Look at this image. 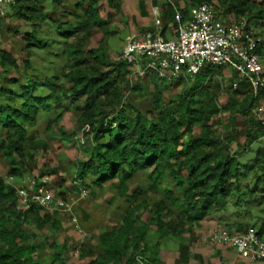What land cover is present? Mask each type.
Masks as SVG:
<instances>
[{"label": "trees", "instance_id": "1", "mask_svg": "<svg viewBox=\"0 0 264 264\" xmlns=\"http://www.w3.org/2000/svg\"><path fill=\"white\" fill-rule=\"evenodd\" d=\"M49 1L13 0L10 5L11 15L31 28L22 37L27 52L22 61L25 70L32 69V48L44 51L54 45L49 35L41 37L36 28L51 17L57 18L52 22L64 60L55 75L43 81L30 79L20 87V95H8L10 102L20 99L18 107L0 104V156L6 159L5 174L0 176V264H69L68 254L72 251L86 261L83 264H159V241L151 245V227L159 240L167 236L186 240L178 250L179 264H187L190 258L198 264H211L191 252L187 239L192 230L215 214L234 210L230 216L237 217L238 209L245 206H240L242 197L253 194L245 192L251 174H255L254 191L260 194L254 202L259 206L264 203V145L251 163H241L252 145L264 137V112L261 117L257 115L264 108V85L254 92L232 70L230 77L224 79L222 67H207L191 78H159L153 73L130 77L127 64L107 61L105 37L112 33L107 20L99 14L97 0H70L73 12L66 5L68 0ZM105 1L118 9L117 0ZM200 4H211L226 25L244 17L247 29L253 31L250 24L264 27V0L260 6L251 0H184L183 6L176 8L186 20L190 10ZM139 8L141 15L147 17L142 2ZM174 9L171 0H167L160 10L164 38L166 31L174 34L176 29ZM59 17L67 18L60 21ZM151 30L152 26L140 32ZM95 31L103 36L96 47H91ZM53 57L56 59L57 55ZM18 68L16 58L0 49V69L8 73ZM174 80L184 81V86L165 102L164 93L171 92ZM128 92L133 101L127 98ZM222 95L226 101L221 107L218 100ZM146 97L150 110L143 113L138 105ZM69 103L75 105L77 122L91 143L85 158L75 163L76 186L88 190L91 200L95 190L112 187L127 204L119 222L101 232L95 245L80 251L66 242L57 244L43 237L45 230L53 235L61 230L59 212L31 201L20 207L17 189L7 181L21 180L20 162L26 158L33 161L36 152L49 149L44 135L29 131L36 125L42 107L55 104L57 114L48 122L57 125L63 114L71 112ZM238 119L244 121L242 127L237 126ZM58 135L63 138L66 133L59 128ZM146 172L147 189H131L129 183L135 176ZM38 183L34 182L36 191L44 186ZM60 196L64 198L63 194ZM147 197L157 202L149 205ZM222 224L228 226L227 231L239 234L252 228L236 219ZM256 233L264 241L262 226Z\"/></svg>", "mask_w": 264, "mask_h": 264}, {"label": "rangeland", "instance_id": "2", "mask_svg": "<svg viewBox=\"0 0 264 264\" xmlns=\"http://www.w3.org/2000/svg\"><path fill=\"white\" fill-rule=\"evenodd\" d=\"M166 1L167 0H117L116 5L118 9H115L110 7L105 0H97L99 14L102 19L107 20L108 31L112 33L110 36L108 34V36L105 37L106 58L108 62L111 63L118 60L128 37L133 34L141 33V29L150 28L152 26V9L158 8L161 10L163 3ZM251 1L257 6L263 3V0ZM49 2L46 3L48 12L51 11ZM140 2L143 3L144 10L148 13L147 17L141 15V10L139 8ZM183 3L184 0H171V4L175 9H177L176 7L181 8ZM66 5L70 6L68 8L72 12L75 11L73 7L71 8L70 0L67 1ZM68 8H64V10L70 11ZM77 12L78 11H76V13ZM14 17L11 15L9 7L4 17L1 19L0 49L16 58L19 68L18 70H9L8 73H4L0 69V104L18 107L20 99H17L15 103L10 102L7 100L8 95H10V93L20 95V87L25 86L30 79L43 81L47 77L55 75L61 68L64 59L61 51L62 46L58 44L60 43V39L56 34L52 22V19L57 18L51 17L52 19H49L48 22L40 24V26L36 28L39 29V35L41 37L42 34H44V36L49 35V41L53 40L51 43L54 45L44 51H36L32 48V54L29 59V64L32 69L25 70L22 61L26 58L27 52L26 49H24L22 37L23 33H29L31 28ZM60 18V21H64L67 17H59V19ZM159 18L162 19L161 15ZM250 27L254 28L252 34L264 40V27L256 28L253 24H250ZM102 36L103 34L100 31H95L90 46L96 47L102 39ZM55 54L57 55L56 59L53 57ZM262 67L264 72V61L262 62ZM230 75V70H223L224 79L229 78ZM262 77L264 79V76ZM12 81H15V83H11ZM147 82V80L144 81V83ZM171 83V92L164 93L165 102L169 101L171 95L179 93L184 86V81L174 80ZM188 85H190V83ZM44 94H47V92ZM127 98L133 101V97L129 92L127 93ZM225 101V95H222L218 103L222 107ZM149 103V98L146 97L143 103L138 105L139 110L143 113L149 111ZM79 105L80 104H78V107ZM69 106L72 108L71 112L63 114L61 122L57 125L54 123L49 124L48 122L57 114V111H55V104H47L42 107L38 114L36 125L29 131L33 135H44L49 149L45 152H36L33 161L26 158L20 162L23 169L21 180L7 178V181L9 184L14 185L17 191L23 190L27 194L36 192L33 188L36 180L39 181L38 184L44 185L43 189L52 195L54 199L53 203H56V205L61 204L53 209L59 212L62 228L55 235L45 230L42 233L43 237L47 236L49 241L55 240L54 242L57 244L66 242L69 245L76 246L78 251H80L83 248L95 245L97 236L101 232L108 230L114 224L118 223L127 204L116 195V190L112 187L106 186L102 190H95V198L91 200L87 194L88 190L83 191V189L78 188L79 186H76L77 183L74 182L75 163L85 158V150L91 147V143L89 137L83 133L81 126L77 122V112L75 113L73 111L76 109L75 105L69 103ZM216 120L220 121L219 118ZM222 120V122L226 121L225 115L222 116ZM243 125L244 121L238 119L237 126L242 127ZM59 128H62L66 133L64 137H70V140H66L64 137L61 138L58 135ZM239 142L242 143L240 139ZM263 145L264 137L259 142L252 145L250 151L241 160V163H251L257 150ZM232 147L234 149V144ZM5 171L6 159L0 156V176H4ZM246 182L245 192L253 191V194L248 197L244 196L240 200L242 202L240 206H245L238 209V218L235 214L230 216L234 210L229 214H215L210 220H206L205 224H203V228H201V226L198 228L196 227L189 234L187 240L189 241L191 252L202 257L204 263L232 264L231 262L238 261L239 256L232 248L227 247L226 252L222 249H217L216 244H211L206 240L207 235L212 232L227 230L228 226L222 224L224 222H232L236 219L254 228L256 231L262 226V237L264 239V203L259 206L254 202L255 198L260 195L259 192L254 191L255 174L248 176ZM148 183V172H146L135 176L129 183V187L131 189L139 187L145 190L147 189ZM260 186L261 184L258 185V187ZM73 187H76L77 190ZM77 191L81 193L86 192V194L83 195ZM61 194L64 195V198L60 196ZM233 199L232 206H234L235 196ZM19 200V206L24 208L27 203L21 199ZM146 201L149 205L157 202L154 198L151 200L149 197L146 198ZM146 213L148 214L147 209ZM147 214L144 216L145 219ZM175 226L179 228L178 223H176ZM154 229V227H151L148 236L151 245L159 241L157 257L159 264H177L179 247L181 244L185 243L186 240L173 236H167L159 240ZM41 255L43 256V253ZM141 261L145 263L144 260ZM85 262L86 261L81 260L77 252L72 251L68 254L69 264H83ZM187 264H198V262L190 258ZM238 264L240 263L238 262Z\"/></svg>", "mask_w": 264, "mask_h": 264}, {"label": "built area", "instance_id": "3", "mask_svg": "<svg viewBox=\"0 0 264 264\" xmlns=\"http://www.w3.org/2000/svg\"><path fill=\"white\" fill-rule=\"evenodd\" d=\"M12 2L0 0V18L4 17ZM174 11L176 29L173 38L166 39L162 35L163 25L158 8L152 9L151 31L127 38L118 60L128 65L130 77L153 73L159 78H191L207 67H222L245 79L254 92L264 85L263 40L247 29L244 17L233 19L226 25L211 4L193 7L186 20L177 9ZM263 112L264 108L259 109L258 117ZM17 194L24 202L31 201L47 210L58 205L53 203L52 195L43 186L32 194L23 190L17 191ZM206 240L211 244L226 245L250 262L264 264V241L253 228L241 234L227 230L212 232Z\"/></svg>", "mask_w": 264, "mask_h": 264}, {"label": "crops", "instance_id": "4", "mask_svg": "<svg viewBox=\"0 0 264 264\" xmlns=\"http://www.w3.org/2000/svg\"><path fill=\"white\" fill-rule=\"evenodd\" d=\"M166 39H171L173 38V34L170 33V31H166ZM206 222V221H205ZM205 222L203 224H205ZM203 224L201 225V228H203ZM211 228V227H210ZM212 229V228H211ZM217 249H222L224 251L227 252V246H224V245H217ZM229 256V255H228ZM219 259H220V255H219ZM218 259V260H219ZM216 261V260H215ZM228 262V261H227ZM238 262L240 264H249L247 261H245L244 259L242 258H238V261H234V262H231L232 264H238Z\"/></svg>", "mask_w": 264, "mask_h": 264}]
</instances>
